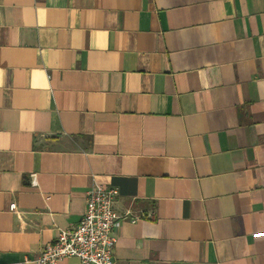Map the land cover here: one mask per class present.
Returning <instances> with one entry per match:
<instances>
[{
	"label": "crops",
	"instance_id": "1",
	"mask_svg": "<svg viewBox=\"0 0 264 264\" xmlns=\"http://www.w3.org/2000/svg\"><path fill=\"white\" fill-rule=\"evenodd\" d=\"M94 182L115 264H264V0H0V264Z\"/></svg>",
	"mask_w": 264,
	"mask_h": 264
},
{
	"label": "built area",
	"instance_id": "2",
	"mask_svg": "<svg viewBox=\"0 0 264 264\" xmlns=\"http://www.w3.org/2000/svg\"><path fill=\"white\" fill-rule=\"evenodd\" d=\"M118 189L94 182L85 192L84 211L79 222L61 229L57 237L42 248L37 264H59L62 259L76 257L79 264H115V229L125 219L136 220L129 211L117 212L114 203ZM11 203L9 209L15 210ZM30 260L24 259V263Z\"/></svg>",
	"mask_w": 264,
	"mask_h": 264
}]
</instances>
